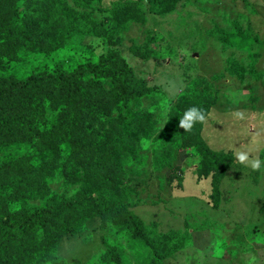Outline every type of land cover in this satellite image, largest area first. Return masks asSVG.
Instances as JSON below:
<instances>
[{
  "label": "rangeland",
  "instance_id": "1",
  "mask_svg": "<svg viewBox=\"0 0 264 264\" xmlns=\"http://www.w3.org/2000/svg\"><path fill=\"white\" fill-rule=\"evenodd\" d=\"M110 1L92 5L91 36L11 33L10 22L0 28V46L6 39L24 44L8 45L0 53V86L31 70L39 78L8 98V106L19 109L24 122L0 121V186L15 191L8 196L7 188L0 190L1 207L22 216L18 213L28 205L59 204L72 191L122 199L130 192L141 201L134 212L149 239L154 238L149 229L162 236L157 248L161 264H264V78H240L227 71L234 58L248 70L255 65L264 73V43L244 53L224 47L210 34L215 22L225 25L244 16L264 41V0H250L249 5L243 0H191L172 15H149L142 26L148 34L132 25L123 37L114 38L108 34ZM99 57L125 61L136 75L127 78L133 92L128 103L114 79L105 90L85 81L46 77L50 69L60 75ZM193 106L206 119L186 132L178 127L179 120ZM127 112L132 125L138 118L153 128L136 138L132 149L112 154L96 129L104 122L110 134ZM205 147L227 161L217 209L211 204L212 179L201 174ZM238 150L247 152L249 160H260L261 169L240 164ZM57 216L48 219L59 230L47 224L10 235L8 254L26 252L34 259L49 250L69 262L101 264L102 239L115 233L112 217L96 215L84 200ZM67 226L77 231L64 235ZM140 247L136 243L128 250V264H149L137 255Z\"/></svg>",
  "mask_w": 264,
  "mask_h": 264
},
{
  "label": "trees",
  "instance_id": "2",
  "mask_svg": "<svg viewBox=\"0 0 264 264\" xmlns=\"http://www.w3.org/2000/svg\"><path fill=\"white\" fill-rule=\"evenodd\" d=\"M104 0H0V28H3L7 22L12 23L11 33L21 32L26 33L27 30H46L52 32L70 31L74 35L94 34L93 24L95 23V16L90 11L95 3H102ZM191 0H111L107 11L112 20L111 33H108L111 38L123 37L132 25L140 26L147 33V28L144 26L149 15L153 16H169L177 12L178 6L181 3L189 2ZM249 5L250 0H243ZM104 3V2H103ZM226 17V16H225ZM242 20V21H241ZM241 20L233 19L227 20L224 24L219 25L214 23L210 34L220 44L226 48L235 49L244 53H252V49L257 44H263L258 35L253 31L252 25L247 17L242 16ZM139 28V27H138ZM26 35V34H24ZM24 37L23 35H21ZM8 45L17 46L24 45L23 41H16L15 39H6L0 46V53L6 49ZM252 56V54H251ZM148 58V56H146ZM252 64L254 60L252 58ZM128 63L122 61L120 63L111 60L107 57H99L93 61L89 60L86 63L78 65L75 69L69 70L63 74H54L53 70L47 71V76L54 78L59 82H66L67 80H75L78 83L85 81L86 84H97L101 89L107 90L116 80L120 86L119 94L129 102V97L133 92L128 90L127 78L136 77L132 69L127 65ZM255 66V65H254ZM254 66L249 70L243 67L240 62L234 58L228 60L227 71L230 75H237L242 78L246 74H252L257 80L264 78V73L258 72ZM37 73L34 70L23 79H15L11 82L4 83L0 86V121L13 119L18 123L24 122L23 113L14 107L8 106V98L15 92L27 87L32 82L38 81ZM85 92L81 90V93ZM140 109V107H138ZM150 112V111H148ZM149 114V113H146ZM120 120V125L112 130L110 134L104 129V122L97 127V133L101 139L109 144L111 153H124L125 148L132 149L130 145L136 138L151 133L153 124L143 123L136 118L134 125L131 124V114L127 112ZM102 119L99 118L98 121ZM100 130V131H99ZM167 134V132L165 133ZM168 136V135H167ZM161 137V135L159 136ZM158 137V138H159ZM140 146L135 150H140ZM200 160L205 165L201 171L202 177L205 179H212V194L211 204L214 209L220 206L221 190L220 182L226 175L227 161L218 159L213 150L204 148L201 152ZM99 174L101 171L98 166ZM95 167H93L95 169ZM6 185H1V189H6ZM8 196H15L7 188ZM10 198V197H9ZM13 199V198H10ZM88 201L93 208L96 215L109 214L115 233H105L106 238L102 239L104 249V256H102L101 264H128V250H131L136 243L140 244V250L137 255H140L144 262L147 260L149 264H161L162 251L157 250L158 240L162 239L154 229L151 230L153 240L149 239L146 232L144 222L140 220L134 212L135 207L140 205L141 201L134 198L128 192L127 198H114L99 193H84L72 191L67 193L66 197L58 203L49 202L43 203L40 207H33L28 205L22 214L17 216L14 212L10 213L4 210L0 205V264H82L80 262H69L58 256L49 255V250L46 251L44 257H35L32 251L30 254L35 257L31 259L26 252L21 256L10 255L6 251L9 249V236H18L20 232L25 231L30 226L44 228L47 224L54 227L53 222L48 219L49 215H54L57 218L58 214L63 212L66 208L80 204L82 201ZM2 199L0 198V204ZM260 212L264 213V204L260 208ZM69 226V225H68ZM66 227L64 235L68 233H75L77 230L73 227ZM145 227V228H144ZM75 229V230H74ZM104 234L102 235V237ZM191 236V235H190ZM42 238L47 239L46 234L42 231ZM134 241V242H133ZM133 242V244H132ZM160 245V244H159ZM53 252V251H51ZM49 255V256H48Z\"/></svg>",
  "mask_w": 264,
  "mask_h": 264
},
{
  "label": "clouds",
  "instance_id": "3",
  "mask_svg": "<svg viewBox=\"0 0 264 264\" xmlns=\"http://www.w3.org/2000/svg\"><path fill=\"white\" fill-rule=\"evenodd\" d=\"M167 110L163 113L166 115ZM237 117L242 118L241 113H236ZM205 113L202 109L195 106L185 111L183 117L179 120L178 127L186 132H190L196 123H203L205 121ZM236 159L240 164L249 163L253 171L261 169V161L258 159L249 160V155L244 151H237Z\"/></svg>",
  "mask_w": 264,
  "mask_h": 264
}]
</instances>
